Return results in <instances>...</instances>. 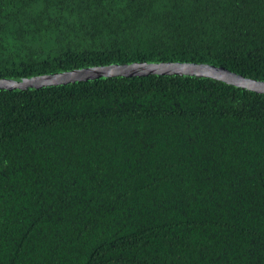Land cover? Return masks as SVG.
<instances>
[{"label": "trees", "instance_id": "16d2710c", "mask_svg": "<svg viewBox=\"0 0 264 264\" xmlns=\"http://www.w3.org/2000/svg\"><path fill=\"white\" fill-rule=\"evenodd\" d=\"M148 61L264 81V0H0V78ZM0 264H264V94L0 90Z\"/></svg>", "mask_w": 264, "mask_h": 264}, {"label": "water", "instance_id": "95a60500", "mask_svg": "<svg viewBox=\"0 0 264 264\" xmlns=\"http://www.w3.org/2000/svg\"><path fill=\"white\" fill-rule=\"evenodd\" d=\"M152 75L208 78L232 85L236 88L264 94L263 80L245 77L238 73L231 72L224 67L206 63L149 61L128 64H112L107 66H91L19 79L0 78V90L13 91L28 90L30 88L41 89L89 80L114 77H148Z\"/></svg>", "mask_w": 264, "mask_h": 264}]
</instances>
